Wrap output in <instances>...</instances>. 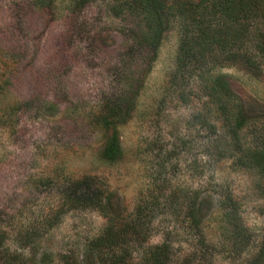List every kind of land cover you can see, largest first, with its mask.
Here are the masks:
<instances>
[{"label":"rangeland","instance_id":"rangeland-1","mask_svg":"<svg viewBox=\"0 0 264 264\" xmlns=\"http://www.w3.org/2000/svg\"><path fill=\"white\" fill-rule=\"evenodd\" d=\"M44 1L51 4L46 11ZM73 1L0 0V263L25 261L32 252L42 264H93L88 244L108 222L74 202L76 181L84 180L112 197L117 213L154 202L149 244H170L175 264H246L250 254L238 257L223 245L219 203L234 195L256 250L264 240L263 180L245 167L213 109L193 94L194 82L186 84L184 102L167 96L177 25L142 69L136 16L114 0L80 10H72ZM221 72L246 115L264 121V74ZM131 85L140 95L137 109L116 128L124 154L107 163L99 120ZM195 196L206 215L201 232L188 216Z\"/></svg>","mask_w":264,"mask_h":264},{"label":"trees","instance_id":"trees-1","mask_svg":"<svg viewBox=\"0 0 264 264\" xmlns=\"http://www.w3.org/2000/svg\"><path fill=\"white\" fill-rule=\"evenodd\" d=\"M93 1L95 0H74L72 10H80ZM113 2L119 5L121 12L137 17L139 45L135 46L143 50L142 59L145 60L140 67L142 69L156 59L164 35L177 25L180 41L175 68L165 85L167 96L168 93L175 95L184 102L188 96L185 93L186 84L194 82L197 91L192 89L196 91L193 94L199 92L203 107L213 109L222 129L228 133L227 138L231 145L240 153L239 157L245 167L254 171L264 184V121H257L246 115L242 101L229 86L227 75L221 72L225 68H236L254 79L263 76L264 0H200L197 3L181 0ZM45 4L44 1V11L51 6L50 2ZM225 32L229 36H226ZM132 48L134 49L133 46ZM130 89L124 90L122 95H116V98L110 101L105 115L99 120L100 128L106 137L101 157L107 163L118 162L124 154L116 128L132 119L140 96L139 92L132 90V85ZM248 131L252 136L251 140L245 138ZM76 183L79 185L77 190H80V194L75 196L74 202L82 208L90 207L100 212L108 222L105 229L88 244L87 253L91 263L175 264L170 244H149L147 229L153 225L154 217L150 215L155 213L157 207L154 202L148 208L139 203L131 213H117L112 205V197H101L99 191L90 189L84 184V180ZM191 200L187 205L189 220L201 232L206 215L198 196ZM219 205L222 221L221 227L218 228L224 236L223 245L226 249L238 257L245 253L250 254L246 264H264V240L256 245L254 250V236L242 222L234 195L226 193ZM22 262L42 264L37 254L32 252L25 261H20L14 256V259H4L0 264ZM189 264L206 263L203 260L191 261Z\"/></svg>","mask_w":264,"mask_h":264}]
</instances>
